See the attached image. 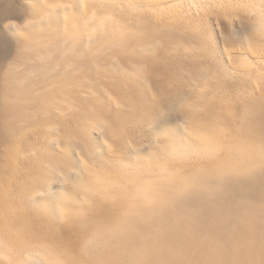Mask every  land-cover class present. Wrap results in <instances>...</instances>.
Returning a JSON list of instances; mask_svg holds the SVG:
<instances>
[{
    "label": "bare ground",
    "instance_id": "6f19581e",
    "mask_svg": "<svg viewBox=\"0 0 264 264\" xmlns=\"http://www.w3.org/2000/svg\"><path fill=\"white\" fill-rule=\"evenodd\" d=\"M0 1L3 2L0 27L6 33L10 32L15 23L5 21L21 12L28 29L24 35L13 36L27 43H23L20 56L17 53L11 57L4 68L5 76L11 79L4 84V100L9 110L2 115V119L8 125L7 139L15 141L9 152L16 159H11L10 163L0 168V176L3 174L17 180L15 169L19 162L26 173L17 182L27 206H35L40 199L55 201L63 204L58 206L56 215L79 219L74 227H69L56 223L54 219H37L35 215L32 218L14 207L11 194L1 192L0 264H264V249L254 238L264 232V130L259 127V122H264L263 102L258 109L251 95L220 94L218 99L224 101L228 108L205 114L208 121L191 129L190 140L185 142V145L196 148V143H200L201 150L205 152L208 151L204 148L207 138L202 132L210 130L227 137L226 141L212 142L209 149L212 154L202 158L194 169H209L212 174L223 172L224 182L232 190V196H219L217 202H205L196 210L178 205L172 211H164L159 201L174 199L172 190L182 179L181 163L176 160L174 149L167 142L159 153L158 150L155 152L160 158H166L168 164L142 165L130 175L114 178L111 175L97 176L89 169H81L70 157H65V153L52 149L62 141L70 148L95 152L92 142L95 126L106 129L109 126L118 136H124L125 131L131 141L132 129H124L125 123L138 128L139 122L145 120L158 126L162 124L158 118L160 105L164 102L161 90L167 88L168 83L161 86L156 77L178 59L159 53L156 47L170 36L175 37L168 29L178 22L158 18L156 13H136L131 25L116 18V26L121 32L116 35L113 32L110 0ZM98 7L101 12L97 11ZM57 9L67 15L65 30L62 34L55 32L61 35L57 44L63 46V52L76 56L73 61L65 60L62 51L50 52L40 39L52 12ZM97 41L102 42L100 51L95 47ZM44 56L52 58L47 67L34 63V60ZM97 64L107 65L109 69H98ZM135 69L139 70L137 74L143 72L144 76L150 75L156 81L158 88L154 87L152 100L147 99L140 86L134 89L133 79L126 76ZM31 71H38L42 77L30 79ZM48 71L72 74L85 71L90 81L98 76L103 85L106 79L105 87L117 85L125 77L129 89L124 93L133 102L135 111L130 115L111 111L108 125L98 118L90 127L91 133L86 139L78 132L50 135L46 139L50 126L62 124L69 128L72 124L68 118L54 114L53 109L46 110L51 113L49 117H39L36 93L45 87L53 90L56 87L44 78ZM255 84L259 86L257 81ZM97 87L98 84L89 83L83 90L72 91L67 99L86 109L96 99H89L88 94L96 92ZM245 89L252 93L250 86ZM56 98L54 91L47 97L49 100ZM237 106L249 114L246 121L248 127L237 124ZM57 108L65 107L61 102ZM185 114L191 121L202 116L194 111ZM80 123L85 124V120H80ZM34 133H39L40 141L32 139ZM229 144L230 147L226 148ZM139 146L135 143L133 150L136 151ZM67 154L70 155V152ZM36 167L40 170H35ZM31 171H36L39 176L32 177L27 183ZM57 182L63 188L53 192ZM78 191L82 194H76ZM111 195L120 196L123 201L117 211L110 210L107 214L109 219L101 213L75 212L64 204L87 201L91 196L96 205L108 209L115 206L105 202ZM138 210H143L142 215L150 214L155 218L149 223L143 221L136 224L132 217ZM12 217L16 223L8 221ZM147 224L150 228L142 234ZM231 237L233 240H230ZM95 240L109 241L118 252L108 251L106 243L98 245L101 250L94 249ZM123 249L129 251L120 253ZM248 254L257 256L249 257Z\"/></svg>",
    "mask_w": 264,
    "mask_h": 264
},
{
    "label": "rangeland",
    "instance_id": "374dc122",
    "mask_svg": "<svg viewBox=\"0 0 264 264\" xmlns=\"http://www.w3.org/2000/svg\"><path fill=\"white\" fill-rule=\"evenodd\" d=\"M110 4L114 17L113 32L116 35L121 33L116 26V18H121L126 25H131L136 13L145 15L156 13L158 18L175 19L178 22L175 27L168 29V32L175 34V37L170 36L171 38L169 37L165 43L156 47L159 53H167L178 59V62L164 69L161 75L156 77L161 86H166L168 83L167 88L161 90L164 102L160 105L158 118L162 124L158 126L145 120L139 122L140 128H138L125 123L124 129H132L131 141L127 139L125 131L124 136H118L109 126L108 129L95 126L92 133L95 152L70 148L62 141H59L52 150L65 153V157H70L81 169H89L97 176L111 175L114 178L130 175L142 165H157L158 162L168 164L166 158H160L158 155L159 150L167 142L174 149L176 160L181 163L180 176L182 179H179L172 190L174 199L159 201L164 211H172L178 205L196 210L205 202H217L219 196H232V190L224 182L223 172L212 174L209 169H194L196 163L212 154L209 150L212 142L226 141L227 137L210 130L202 132L207 138L204 148L208 151L205 152L201 150L200 143H196L198 145L196 148L185 145V142L190 140L191 129L208 121L205 114L225 111L228 108L224 101L218 99L222 93L251 95V100L258 104V109L260 102L264 103V90L262 89L264 83V0H110ZM2 11L3 2L0 1V12ZM97 11L101 12L100 7ZM66 17L65 11L57 9L52 12L50 21L45 25L40 39L42 43H46V48L52 53L63 49V46L57 44L61 35H56L55 32L59 31L62 34L65 30ZM5 22L15 23V28L6 33L0 27V168L10 163L11 159H16L9 152L15 141L7 139L6 127L8 125L2 119V115L9 110L4 100V84L11 79L5 76L4 68L11 57L17 53L20 56L23 43H27L18 41L13 36L24 35L28 32L21 12H18L15 17L7 18ZM95 47L98 51L102 50V42L97 41ZM63 54L67 61H73L76 58L69 53L63 52ZM51 62L52 58L48 56L34 60V63L42 67H47ZM97 66L101 70L109 69L107 65L97 64ZM137 71L139 70L135 69L126 76L133 79L134 89L140 86L147 99L152 100L154 87L158 88L156 81L150 75L144 76L143 72L137 74ZM154 75H157V72H154ZM41 77L38 71L29 73L30 79ZM88 77L85 71L75 74L54 71L45 73L44 78L54 83L56 87L54 90L45 87L36 93L39 117H49L51 113L46 110L53 109L54 114L68 118L72 122L69 128L62 124L50 126L46 139L50 135H71L75 132L80 133L81 137L86 139L91 133L90 127L98 118L103 119L108 125L110 121L108 116L111 111L116 110L119 115H130L135 111L133 102L124 93L129 89L125 77L120 79L117 85L110 87H105L106 79L102 85L98 76L91 81L87 79ZM256 81L259 86L255 84ZM89 83L98 84V87L96 92L88 94L89 99L96 98L88 108L84 109L67 99L72 91L83 90ZM246 86L252 88V93L245 89ZM89 90L93 91V89ZM52 91L55 92L57 98L49 100L47 97ZM61 102L65 108H57ZM188 111H194L202 116L191 121L185 114ZM236 112L237 124L248 127L246 121L249 114L241 110L239 106ZM262 112L264 114V109ZM83 119L85 124L80 123ZM259 127L262 131L264 130L263 121L259 122ZM32 139L40 141L41 136L39 133H34ZM135 143L140 144L136 151L133 150ZM229 147L230 144L226 148ZM156 150L158 153L155 152ZM67 152H70V155ZM203 161L206 162V159ZM35 170L40 169L36 167ZM188 170L190 172L185 174ZM255 170L258 171L259 168L256 167ZM77 172L80 173L81 170ZM25 173V168L18 162V168L15 169L17 180ZM29 174L28 180L23 177L27 183L32 177L39 176L36 171H31ZM17 180L2 174L0 176V196H2L1 192L11 194V200L16 205L14 207L19 212H24L32 218L54 219L56 223L69 227H74L79 222L77 217L56 215L58 206L63 204L55 201L44 202L40 199L35 206H27L20 195ZM62 188L63 186L57 182L52 191L58 192ZM77 193L82 194L81 191ZM262 197L264 201V194ZM122 201L123 198L120 196H109L105 202L113 203L115 206L108 209L102 205H96L91 196L87 201L64 204L75 212L85 210L89 213H101L109 219L107 214L112 209L117 211ZM142 212L143 210H138L137 214L132 217L134 223L138 224L143 221L149 223L155 218L150 214L142 215ZM262 214L264 215L263 208ZM8 221L17 222L13 217ZM149 228L147 224L142 234L146 233ZM254 238L264 249V232ZM230 240L233 238L231 237ZM104 243L108 245V251L118 252V249L107 240H95L93 248L101 250L98 245ZM128 251L129 249H123L120 253ZM248 256L257 255L248 254Z\"/></svg>",
    "mask_w": 264,
    "mask_h": 264
}]
</instances>
